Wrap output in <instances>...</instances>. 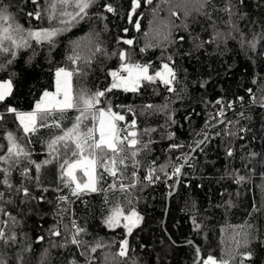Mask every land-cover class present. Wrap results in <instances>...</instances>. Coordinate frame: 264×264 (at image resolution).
<instances>
[{
	"label": "trees",
	"instance_id": "16d2710c",
	"mask_svg": "<svg viewBox=\"0 0 264 264\" xmlns=\"http://www.w3.org/2000/svg\"><path fill=\"white\" fill-rule=\"evenodd\" d=\"M3 2L12 5V13L24 28L61 26L58 21L49 22L46 17L41 21L29 19L26 13L34 9L31 0ZM103 4H111L115 11H105L101 7ZM223 6L224 0H212L206 9L212 14L209 20L196 11L198 0H152L151 4L141 0V6L133 14V21L139 20L137 30L135 23H129L127 17L131 0H97L85 20L58 38L51 53L47 46H37L33 41L32 47L19 51L8 71L0 72V79H7L9 72L16 73L13 95L0 104V111L8 105L30 110L44 90L54 88L57 68L72 71L78 67L80 74L74 73L71 80L73 89L87 87L94 91L107 87L111 83L108 71L119 68V57L113 53L124 50L133 62H151L150 73L160 67L162 55L164 58L171 56L177 73L175 87L178 95L167 92L161 84H145L139 93L114 90L109 98L114 104L134 108L139 131L156 129L150 133L154 143L148 160H155L157 166L169 161L183 165L176 190L168 199L177 177L167 179L159 173L162 179L149 185L143 181L144 169L139 172L144 185L142 189H133L130 193L95 192L77 198L60 183L55 162L41 169L42 184L48 188L44 193L35 187L34 167L29 166L31 181H24L17 168L12 173L13 184L25 182L33 196L43 194L50 203L21 204V197L16 196L15 204L5 205L21 220V225L15 229L18 243L4 249L9 264H16L15 254L28 244L31 249L23 253L25 264H41V261L43 264H68L73 257L79 264H86L85 257L75 246L53 247L68 236L64 226H70L72 218L87 229V235H82L81 239L90 245L100 239L105 245L95 253H88L89 258H94L93 264H133V261L135 264H191L197 257L195 243L202 253L197 264H203L209 255L219 260L228 258L229 253L234 254L236 241L243 244L245 233L249 234L250 240L257 237L264 240V107L259 103L253 104L247 91L252 89L259 97L264 89V56L241 48L239 33H234L236 40L229 39L226 44L205 43L197 49L193 42L194 38H198L197 44L209 41L213 29L224 33L229 31L227 13L217 11ZM240 7L246 15L244 18L233 17L234 22L247 39L256 36L257 51L264 52V41L258 36L264 32V0H245ZM124 40H132L133 44H124ZM76 45H79L77 50L82 57L92 58L90 65L83 59L77 65L67 59ZM97 45L102 48L101 53L95 52ZM142 48L145 51L141 52ZM168 97L170 100L166 101ZM217 100L221 104H217ZM166 102L169 105L166 112L147 116L140 114L145 104L159 106ZM229 103L231 108L224 107ZM114 110L121 111L119 108ZM221 110L224 111L223 116L218 115ZM76 114L75 110H70L66 115L70 118ZM122 114L126 115L127 121L133 118L132 113L126 110ZM169 115L174 122L168 120ZM65 126H70L67 120ZM241 127L249 130L240 132ZM5 130L16 131L11 115L0 126V136ZM52 131L41 129L32 137L29 147L34 161L49 158L42 141L48 139ZM230 132L234 134L228 135ZM169 133L172 134L171 139ZM206 133L203 145L193 150L196 141ZM142 139L147 141L149 137L143 136ZM0 143L6 144V141L0 140ZM171 144L182 147L170 149ZM228 148L233 150L232 157L226 155ZM250 153H256V156L252 157ZM184 156H187L186 160ZM177 157L181 159L177 160ZM131 170L129 168V174ZM165 171L171 175L172 168ZM241 176L244 179L238 183L236 178ZM110 183L111 178L106 176L100 187L108 188ZM3 190L0 185V191ZM60 195L68 197V201L63 203V210L57 214L56 198ZM105 196L108 197V205L105 204ZM125 196L132 200V205L126 204ZM118 200L126 211L134 207L143 218L127 237V257L117 255L125 230L122 227L109 229L102 224L108 206ZM30 207L36 211L29 212ZM54 226L61 231L59 237L50 235ZM24 233L27 241L21 235ZM38 236H44V240L36 242ZM239 251L254 253L245 264H264V246L258 242L250 243L247 248L241 247ZM240 259L237 256L233 264H240Z\"/></svg>",
	"mask_w": 264,
	"mask_h": 264
},
{
	"label": "snow or ice",
	"instance_id": "6c2138e0",
	"mask_svg": "<svg viewBox=\"0 0 264 264\" xmlns=\"http://www.w3.org/2000/svg\"><path fill=\"white\" fill-rule=\"evenodd\" d=\"M143 2L151 4L152 0H143ZM244 3L245 0H224V6L217 11L227 13L228 20L226 23L229 25V31L224 33L213 29V35L209 41H200L197 44L198 38H194L195 47L199 49L205 43L226 44L229 39L236 40L237 36L234 33H239L238 42L241 48L264 56V52L257 51L258 40L256 36L251 40L247 39L233 20V17L244 18L246 15L240 7ZM31 4L34 5V9L26 13L29 19L41 21L46 17L49 22L58 21L61 26L24 28L17 22V17L12 13V5L0 0V57H8L0 59V72L8 71L9 66L15 63L19 51L32 47L33 41L37 46H47L49 53H51L56 47L58 38L72 26L85 20L88 17L89 9L97 4V0H43V3L41 0H31ZM210 4H212V0H198V7L196 8L197 12L207 16L209 20L212 19V14L206 9ZM140 6L141 0H131V9L127 13L129 23L134 22L137 30L140 26L139 20L133 21V14ZM101 7L107 12L115 11L111 4H103ZM172 15H176V12H172ZM124 31L127 32L128 29L125 28ZM258 36L259 40L264 41V32ZM180 40H183V37H180ZM123 43L132 45L133 41L124 40ZM78 47L79 45L73 47V54L67 59L74 65H77L82 59L90 65L92 58L82 57L77 50ZM102 51V48L97 45L95 52L101 53ZM143 51L145 49L142 48L141 52ZM113 55H118L120 65L118 69L108 71L111 83L103 89L98 88L93 91L87 87H81L79 90H74L71 80L74 73L80 74V69L77 67L69 71L65 68H57L55 91L44 90L40 98L35 101L31 111H22L12 105H8L3 111H0V126L3 125L5 118L9 115L14 117L16 123L15 132L5 130L0 136V140L6 141V144L0 143V153H2L0 154V165H2L0 166V185L4 188L3 191H0V264H9L4 249L18 243V235L15 229L21 225V220L8 211L5 205L15 204L16 196L21 197V204L50 203V201H46L43 194L33 196L25 182H21L19 185L13 184L11 177L17 168L20 169V175L24 181H31L33 177L30 175L31 168L29 166L34 167L36 172L35 187L44 193L48 191V188L42 184L41 169L43 166L55 162L59 168L60 183L70 190L71 196L77 198L95 192L119 191L130 193L133 189H142L144 185L139 177L141 169L146 172L143 181L149 185L162 179L159 173H163L167 179L179 177L182 174L183 165H174L169 161L157 166L155 160H148L154 143L150 133L155 132L156 129L145 128L143 132L139 131L134 108L114 104L113 100L109 98L114 90L139 93L145 84H161L167 92L178 95L175 87L178 79L176 69L173 66V58L171 56L164 58L162 55L160 67L150 73L151 62L144 64L133 62L129 53L124 50L113 53ZM15 75L16 73L9 72L7 79L0 80V104L5 103L13 95V78ZM247 91L252 97L253 104L259 103L260 107H264V89L261 90L259 97L253 93L252 89ZM240 99L243 100V97ZM169 100L170 97L166 98V101ZM216 103L221 104V101L217 100ZM168 107L167 102L159 106L145 104L142 106L140 114L147 116L161 111L166 112ZM224 107L231 108L232 104L229 103ZM116 108L121 109V111H115ZM70 110H75L77 114L70 118L67 117L66 114ZM125 110L132 113L131 121H127L126 115L122 114ZM218 115L223 116L224 111L221 110ZM240 115L243 117L244 113L241 112ZM66 120L70 126H65ZM168 120L174 122L171 115L168 116ZM41 129L53 130L48 139L42 141L49 158L36 162L31 158L32 149L29 145L33 142L32 137L36 136ZM248 130L244 127L239 129L240 132ZM18 133L22 134L18 135ZM233 134L228 133V135ZM168 135L171 139L172 134L169 133ZM143 136H148L149 139L145 141L142 139ZM239 138L244 139L243 136ZM203 143L202 140L196 141V146L201 147ZM169 147L174 149L182 147V145L171 144ZM233 154V150L228 148L226 155L232 157ZM250 156L255 157L256 153H250ZM176 159L180 160L181 157ZM183 159L186 160L187 156H184ZM168 167L172 168L171 175L165 171ZM129 168L132 169L130 174ZM79 173H82V177ZM106 176L111 178L112 183L108 185V188H102L100 184L105 181ZM236 179L239 183L244 177L241 176ZM56 200L57 214H59L63 210V203L68 201V197L60 195ZM124 200L127 205H132V200L128 196H125ZM105 204L108 205L107 196H105ZM34 211H36L34 207L29 208V212ZM142 219L134 207L126 211L119 200L108 206L102 224L109 229L122 227L125 230V238L120 241L118 256L127 257L129 252L127 237L139 226ZM64 227L68 236L62 243L54 244L53 247L75 246L80 255L85 257L86 264H93L94 258H89L88 253H95L97 249L104 247L102 241L97 239L94 244L90 245L88 241L81 239L82 235H87V229L81 227L75 218L71 219L70 226L65 225ZM21 235L27 241V234ZM50 235L59 237L61 235L59 227L54 226L53 229H50ZM43 240L44 236L36 238V242ZM253 242H258L264 246V240L258 237L250 240L249 234L245 233L243 244L236 241L234 254L229 253L228 258L221 257L219 260L209 255L203 260V264H233L237 256L241 257L240 264H245V261L253 258L254 253L252 251L241 253L239 249L241 247L247 248ZM30 249L31 245L28 244L17 251L15 254L16 264H25L23 253L30 251ZM197 257H199V249H197ZM68 264H79V261L73 257L68 261Z\"/></svg>",
	"mask_w": 264,
	"mask_h": 264
},
{
	"label": "water",
	"instance_id": "95a60500",
	"mask_svg": "<svg viewBox=\"0 0 264 264\" xmlns=\"http://www.w3.org/2000/svg\"><path fill=\"white\" fill-rule=\"evenodd\" d=\"M206 135H207V133H206V134L203 136V138L201 139L202 141H204V139L206 138ZM201 140H200V141H201ZM195 148H197L196 145L193 147V150H194ZM179 177H180V176H179ZM179 177L176 178L172 190H171V191L168 193V195H167V199H168L169 196H170V195L176 190V187H177V183H178ZM195 248H196V254H197V249H199V246H198L196 243H195ZM201 258H202V253H201V250L199 249V257H196V259L194 260V262H192L191 264H197V263L201 260Z\"/></svg>",
	"mask_w": 264,
	"mask_h": 264
},
{
	"label": "rangeland",
	"instance_id": "374dc122",
	"mask_svg": "<svg viewBox=\"0 0 264 264\" xmlns=\"http://www.w3.org/2000/svg\"><path fill=\"white\" fill-rule=\"evenodd\" d=\"M66 70H68V69H66ZM55 73H56V71H55ZM0 80H3V79H0ZM47 90H49V89H47ZM49 91H55V74H54V88L49 90ZM31 110L32 109H30V110H22V111H31ZM79 175L82 177V173H79ZM84 179H86V177H84Z\"/></svg>",
	"mask_w": 264,
	"mask_h": 264
},
{
	"label": "built area",
	"instance_id": "2783aa9c",
	"mask_svg": "<svg viewBox=\"0 0 264 264\" xmlns=\"http://www.w3.org/2000/svg\"><path fill=\"white\" fill-rule=\"evenodd\" d=\"M218 112H220V111H218Z\"/></svg>",
	"mask_w": 264,
	"mask_h": 264
}]
</instances>
